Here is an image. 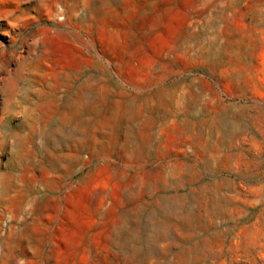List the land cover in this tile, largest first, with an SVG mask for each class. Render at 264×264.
<instances>
[{"label": "rangeland", "instance_id": "1", "mask_svg": "<svg viewBox=\"0 0 264 264\" xmlns=\"http://www.w3.org/2000/svg\"><path fill=\"white\" fill-rule=\"evenodd\" d=\"M0 264H264V0H0Z\"/></svg>", "mask_w": 264, "mask_h": 264}]
</instances>
